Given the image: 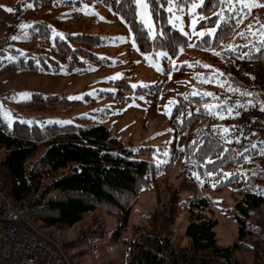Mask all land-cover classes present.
Returning <instances> with one entry per match:
<instances>
[{
  "label": "trees",
  "instance_id": "obj_1",
  "mask_svg": "<svg viewBox=\"0 0 264 264\" xmlns=\"http://www.w3.org/2000/svg\"><path fill=\"white\" fill-rule=\"evenodd\" d=\"M31 1L44 6L57 4L58 0ZM100 1L121 17L140 53L165 51L175 57L181 49L187 48V36L169 23V13L166 11L168 0H146L155 30L153 38L137 20L133 0ZM191 1L175 2L178 6ZM254 1L264 6V0ZM199 12L205 17L199 25L214 26L216 31L212 36L206 34L198 39L194 43L195 48L205 52L216 51L234 60H264V34L258 41L251 37L250 30L242 25L246 14L229 8L226 0L223 3L221 0H203ZM11 29L12 25H9L8 31ZM23 31L31 39L50 45L52 52L66 59L68 69L83 65L81 56L95 57L89 49L103 43L98 35L66 34V40L60 37L51 39V27L41 21L29 22ZM5 35L3 40L7 39ZM231 40L234 41L230 43ZM13 52L16 54L15 60L7 62L0 69L51 74L62 68L59 61L50 56L17 49H13ZM203 78L211 84L213 81L219 82L222 90H226L224 93L229 101H256L254 95H245L249 91L234 73L223 72L217 77L205 74ZM121 83L129 93L135 94L148 88L155 87L157 91L161 88V85H156L132 89L123 80ZM121 98L130 100V96ZM208 99L204 94H183L174 104L170 116L175 133H181L188 127L184 134V154L187 160L200 165L186 175L184 184L188 196L181 200L174 194L175 198L170 204L173 208H187L185 236L189 245L185 248L176 250L165 236L168 216L164 212L155 223L152 222L154 217L148 216L153 225L150 230L141 232L138 238L124 236L139 193L143 189L153 188L157 183L160 166L132 158L137 149L125 145L104 125H39L14 121L8 126L0 122V176L4 180V190L13 205L28 201L38 206L34 218L43 227L72 226L82 220L86 213L102 210L117 222L116 228L109 233L110 242L132 247L129 264H164L163 253L169 255L173 264H237L234 258L236 250L247 245L245 241L251 237H255V241L247 245L248 249L261 258L264 255V238L250 224L252 218L258 216L256 210L264 206V172L259 169L264 150L254 146L241 151L223 143L219 137L222 128L217 124H207L209 117H215L223 105L210 104ZM30 102L45 107L79 103L68 100L63 94L44 96L38 93L31 94ZM205 105L213 107L207 108ZM178 115L182 117L181 122L177 120ZM140 151L151 152L153 149L143 148ZM202 169L206 173H214L211 177L207 175L209 181L215 182L214 188L240 184L236 191L242 194V198L232 210L238 242L232 246L216 245L214 228L217 221L209 214L211 200L203 191L205 177ZM259 212L264 213V209ZM87 235L91 240L105 233L90 232Z\"/></svg>",
  "mask_w": 264,
  "mask_h": 264
},
{
  "label": "rangeland",
  "instance_id": "obj_2",
  "mask_svg": "<svg viewBox=\"0 0 264 264\" xmlns=\"http://www.w3.org/2000/svg\"><path fill=\"white\" fill-rule=\"evenodd\" d=\"M76 1L80 0H58L57 4L43 6L35 5L31 0H0V68L7 62L15 60L16 54L13 49L50 56L62 65L59 72L51 74L0 69V104L3 105L0 109V122L8 126L14 121L39 125L55 123L106 126L125 145L137 149L132 158L150 161L160 166L157 183L153 188L143 189L139 193L124 236L138 238L141 232L150 230L153 225L149 222L148 216H153L155 220L152 222L155 223L164 212L168 216L165 236L176 250L185 248L189 245V240L185 236L188 223L187 208H173L170 204L175 198L174 194L181 200L188 196L184 184L186 178L184 166L190 161L184 154L186 139L184 134L187 133L188 127L181 133H175L170 121L173 106L177 99L186 93L191 95L212 93L213 95H206L209 97L208 103L219 104L216 97L226 90H222L217 81L208 83L203 76L213 74L217 77L223 72L234 73L244 84L243 78L239 75V70L244 65L239 66L240 61L226 58L216 51L205 52L194 47V43L203 37L198 35L202 28H215L199 25L203 20L201 17H204L199 12L201 0H192L187 5L178 6L175 2L177 0H172V3L166 6L169 23L172 21L170 25L183 35L185 32L188 33L185 35L189 43L187 48L180 50L175 57L168 54L159 55L166 53L165 51H157L154 54L140 53L134 46L130 30L118 14L112 12L100 0L88 2L81 0L79 4L74 3ZM226 2L229 8L246 14L242 25L250 30L251 37L257 41L261 39L264 34V6L254 0ZM194 3L198 7L193 10ZM8 8L13 10L9 12ZM135 10L137 11L136 4ZM136 17L150 38H153L155 30L151 15V28L144 23L141 16ZM177 17L179 19H176ZM193 19L197 21L195 29L192 27ZM36 21L44 22L51 27V39L60 37L52 34V29H55L63 33L62 39L65 40L66 34L98 35L103 43L89 49L95 57L81 56L80 61L84 64L68 69L66 59L52 52L50 45L31 39L23 31L29 22ZM21 24L25 26L21 28ZM9 25H12L10 31ZM5 31H8L6 35ZM4 35L7 38L5 40ZM207 35L212 36L213 33ZM13 36L19 38L13 39ZM196 74L202 75L198 78ZM122 80L132 89L156 85H161V88L158 91L153 87L145 92L129 93L121 83ZM245 86L248 90L247 85ZM14 93L17 95L14 96ZM20 93L28 95H19ZM33 93L44 96L63 94L68 100L79 103H59L45 107L30 102ZM121 96H130V100H124ZM216 116L214 117L216 122L208 121V126L218 125L219 121L225 119L221 112ZM177 120L181 122L182 117L178 115ZM143 148H152L153 151H140ZM206 180L208 187L204 186ZM213 184L215 182L209 181L205 174L202 187L211 200L209 214L217 221L214 228L216 245L229 247L238 242L237 224L232 210L234 204L242 198V194L236 191L240 184H229L220 188H214ZM4 194L9 200L5 190ZM262 209L264 206L256 210L258 216L252 218V221L264 215L259 212ZM33 220L40 233L61 247L69 264L130 263L132 247L110 242L109 233L116 228L117 222L100 209L86 213L82 220L72 226L43 227L34 217ZM90 232H104L105 235L89 240L87 234ZM254 241L255 237H251L245 243L251 245ZM247 245L236 250L234 258L237 264H262L264 255L261 258L256 257Z\"/></svg>",
  "mask_w": 264,
  "mask_h": 264
},
{
  "label": "built area",
  "instance_id": "obj_3",
  "mask_svg": "<svg viewBox=\"0 0 264 264\" xmlns=\"http://www.w3.org/2000/svg\"><path fill=\"white\" fill-rule=\"evenodd\" d=\"M238 64L244 65L239 75L256 102L250 105L231 102L224 93H219L216 99L223 105L221 113L225 119L218 126L228 129L222 131L220 139L241 151L254 146L264 150V60H240ZM208 121L216 122L214 116ZM196 166L195 162H186L184 173L192 172ZM259 169L264 172V158ZM3 184L0 176V264H69L61 247L36 228L33 217L39 207L28 201L13 205L4 194ZM250 227L264 238V215L251 221ZM163 262L173 264L167 253H163Z\"/></svg>",
  "mask_w": 264,
  "mask_h": 264
},
{
  "label": "snow or ice",
  "instance_id": "obj_4",
  "mask_svg": "<svg viewBox=\"0 0 264 264\" xmlns=\"http://www.w3.org/2000/svg\"><path fill=\"white\" fill-rule=\"evenodd\" d=\"M133 2L137 5V11H136V15H138V16H141L142 18H143V20H144V23L146 24V25H148L150 28H151V23H150V13H149V5H148V3L146 2V0H133ZM224 2V0H221V3H223ZM168 3L169 4H171L172 3V0H168ZM201 3H203V0H201ZM196 7H198V5L197 4H192V9L194 10ZM9 12H11L13 9H11V8H8L7 9ZM169 10V12H171V8H169L168 9ZM202 19H205V17H201ZM176 19H179L178 17L176 18ZM170 23H172V21H170ZM217 23H219V21H217ZM196 24H197V21L195 20V19H193L192 20V27L195 29V27H196ZM25 25L24 24H21L20 25V27L21 28H23ZM181 31H183V28H181L180 29ZM216 31V29L215 28H208V29H201V31L198 33V35L199 36H204L205 35V33H207V34H212V33H214ZM52 34L54 35V36H60L61 38H63V33H59V32H57L55 29H52ZM185 35H188V33H184ZM13 39H18L19 37H15V36H13L12 37ZM135 46V45H134ZM189 46H191V45H189ZM229 47L231 48L232 46L231 45H229ZM183 49H181V51H182ZM159 55H164V56H166L167 55V53H160ZM204 67H211L210 65H203ZM117 76H119V74L117 73L116 74ZM197 75V77L199 78L202 74H196ZM133 87H136V85H133ZM195 94V93H194ZM14 96L15 95H17V94H13ZM19 95H23V96H26V95H28L27 93H20ZM205 95H213L212 93H205ZM245 95L246 96H251L252 95V93L251 92H245ZM248 103L249 104H251L252 103V101L251 100H249L248 101ZM205 107H207V108H210V107H213V105H205ZM3 108V105L2 104H0V109H2ZM232 111V109H231V107H229L228 108V112H231ZM9 124H11V117H10V115H9ZM225 132H227L228 131V129H223ZM194 175H196L195 173H194ZM207 175L209 176V177H211L212 175H214V173H211V172H209V173H207ZM226 175H231V174H226ZM197 179H199V176H197ZM213 187H215L216 185L215 184H213L212 185Z\"/></svg>",
  "mask_w": 264,
  "mask_h": 264
},
{
  "label": "bare ground",
  "instance_id": "obj_5",
  "mask_svg": "<svg viewBox=\"0 0 264 264\" xmlns=\"http://www.w3.org/2000/svg\"><path fill=\"white\" fill-rule=\"evenodd\" d=\"M32 206H34V205H32Z\"/></svg>",
  "mask_w": 264,
  "mask_h": 264
}]
</instances>
